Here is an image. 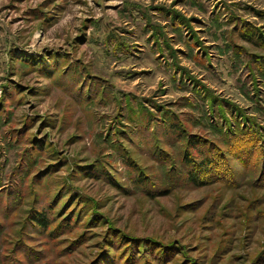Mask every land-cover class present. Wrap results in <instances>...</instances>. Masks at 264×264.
Segmentation results:
<instances>
[{
    "label": "rangeland",
    "instance_id": "374dc122",
    "mask_svg": "<svg viewBox=\"0 0 264 264\" xmlns=\"http://www.w3.org/2000/svg\"><path fill=\"white\" fill-rule=\"evenodd\" d=\"M0 264H264V0H0Z\"/></svg>",
    "mask_w": 264,
    "mask_h": 264
},
{
    "label": "trees",
    "instance_id": "16d2710c",
    "mask_svg": "<svg viewBox=\"0 0 264 264\" xmlns=\"http://www.w3.org/2000/svg\"><path fill=\"white\" fill-rule=\"evenodd\" d=\"M31 220L34 222L35 226L41 224L42 227L46 226V219L43 217V214L40 212H36L32 215Z\"/></svg>",
    "mask_w": 264,
    "mask_h": 264
}]
</instances>
